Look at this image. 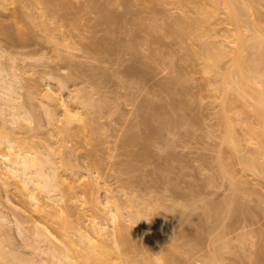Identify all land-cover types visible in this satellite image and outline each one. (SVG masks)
Masks as SVG:
<instances>
[{"label":"rangeland","instance_id":"374dc122","mask_svg":"<svg viewBox=\"0 0 264 264\" xmlns=\"http://www.w3.org/2000/svg\"><path fill=\"white\" fill-rule=\"evenodd\" d=\"M29 1L35 4L34 0ZM113 1L40 0V4L31 6L34 9L44 8L45 14L36 15L39 21H46L47 24L34 28L21 21L28 26H25L27 30L23 28L25 34L22 28L15 29L11 21V15L20 12L22 7L9 0L4 2L6 6L0 8V29L4 33L10 29L7 26L13 27L14 31H18L16 35L23 33L25 37L18 42L16 37L11 38L7 36L9 33L5 32V35L0 31V53L3 54L0 61L9 68L13 58L23 73L31 70L22 76L21 69L18 72L15 68L10 69L11 72L21 73L25 80L21 79L25 84L22 82L24 88H20L22 90L17 95L22 97H18L20 102H16L22 103L21 106L25 104L24 108L28 110L25 113L30 110L33 115L29 114L42 124V128L39 126L42 134L38 135L37 126L36 133L32 128L39 120L35 122L32 117L33 121L29 122L32 119L30 115L29 120L21 119L31 127L26 124L15 129L16 145L22 149L43 151L42 141L48 139L55 149L53 157L56 160L60 157L59 148L62 155L68 154L72 165L78 168L79 176L90 172L100 178L101 186L95 185L93 194L102 200L106 197V187L121 202L126 200L122 192L134 191L131 197L139 200L137 204L142 201L152 226L153 242L149 250L157 255L164 253L168 247L166 252L173 258L166 264H210L213 261L211 256H218L219 250V264H264V170L245 167L250 146L246 144L245 130L239 120L246 119L263 135V139L264 123L253 109L255 98L249 92L239 94L225 85V74L232 64L231 55L221 60L217 70L206 72L204 69L205 45L221 44L220 40L233 26L223 21L215 25L206 24L202 29L180 38L171 26L186 17L196 16L195 9L181 6L180 0ZM249 1L252 8H247L249 28L245 32L246 42L250 45L261 42L264 53V0H238V3L244 6ZM107 13L115 17L113 21ZM168 24L171 26H166ZM63 39L67 41L63 42L66 45H61ZM231 46L228 45V48ZM242 55L247 57L248 52L244 51ZM25 66L27 69H24ZM129 66H134L135 70L129 69ZM69 73L72 74L67 84L69 89L84 87L93 90L91 87L94 86L97 92L95 103L101 108L97 111L99 114L96 110L95 113L91 111V118L97 119L82 131L81 137L70 138L66 142L65 134L59 138L50 135L41 105L43 102L27 96L30 85L27 88L26 83L29 79L30 82L39 80L40 74H46L47 80L53 77L50 86L55 88L58 80H66ZM41 82L42 88L43 85L45 87L46 81ZM227 103L226 114L232 117L239 151L223 142L226 134L223 111ZM165 115L171 116L168 118L173 121L172 124L169 125ZM7 123L10 124L8 127L13 125ZM74 125L79 127L81 123L75 122ZM98 125L102 128L101 136L96 128ZM95 135L100 136L99 142L91 140ZM132 137V145L126 146L127 138ZM141 145L143 149L147 146L142 153L146 154L143 158L148 159L134 155L137 151L141 153ZM87 179L83 176L78 184ZM0 193L3 198L8 196V199L2 198L4 204L7 203L4 211L10 221L7 227L3 224L8 230L4 232L9 233L11 238L7 237L14 246L11 245L27 256L31 248L25 244L26 235H20L17 230L16 219L21 216L27 221V217L36 219L38 215L19 212V197L14 191L7 192L2 182ZM228 198L234 204H226L227 208L231 207L223 208L221 204L225 206ZM217 204L221 205L216 208H221L219 212L222 213L215 212H218L214 209ZM88 207L81 206L80 210H87ZM171 211L173 216L169 215ZM85 215V224H90L92 218L89 212ZM25 226L31 228L32 224L26 222ZM113 228L109 223L106 229L108 235L105 238L109 242L114 239L111 234ZM2 234L7 235L3 230ZM136 243L138 248L135 247L129 254L132 260L127 264H141L146 257L143 252H149L148 248L144 250L147 246L144 248L140 239ZM213 250H218L216 254L214 252L216 256Z\"/></svg>","mask_w":264,"mask_h":264},{"label":"bare ground","instance_id":"6f19581e","mask_svg":"<svg viewBox=\"0 0 264 264\" xmlns=\"http://www.w3.org/2000/svg\"><path fill=\"white\" fill-rule=\"evenodd\" d=\"M9 1L12 3H19L20 6L22 7L20 12L11 15L12 18L11 21L14 22L13 26L15 29L18 30L22 28L21 30L23 31L24 30L23 28H25V26L28 27L27 25L32 26L34 28L40 26L42 27L46 26L45 24H47V22L41 20L39 21L38 16L36 15V14L39 15L45 14L44 8L34 9V7L31 6L32 3L30 4L29 0H9ZM4 2L6 3V0H0V8L3 5L6 6ZM34 2H35V4L33 3L34 5L41 3L40 0H34ZM180 5L186 8L188 7L194 8L196 14L194 18L186 17L182 21L174 22L175 24L172 23L174 24V26L170 25L171 27H173V29H175L173 30L174 34L176 33L177 36H179L180 38L189 36L191 33L202 29L203 26L206 24L215 25L223 21L233 26V28L229 30V33L225 35L222 40H220L221 44L205 45L203 51V57L205 61L204 69L206 72L217 70L219 68V63L221 62V60L226 55H231L232 64L229 70L225 74V85L230 86L235 92L239 94H245L246 92H249L255 98L253 109L255 112H257L260 119L264 123V53L262 52L263 46L261 42H257L256 44L253 45L248 44V42H246L247 40L245 36L246 30L247 28H249V23H248L249 14L247 15V8H252L250 1L249 4L247 3L244 6H239L238 0H209L208 2H202L200 0H180ZM42 10L44 11V13ZM107 15L108 17L111 16L108 13ZM112 16H111V20L113 21V18L115 17L112 18ZM21 21L23 22L26 21L27 25ZM21 24H23L22 25L23 27H21ZM169 24L166 26H169ZM7 27L10 29L5 31L4 30L5 27H4L3 31L9 33V35H7L5 32L3 33L1 29L0 31L9 37L12 36L11 38L16 37L18 39V42L21 39L23 41V37H25L23 36L25 34L24 31H23L24 34L22 33V35L18 36V34L16 35V33H18L17 30H15L16 31L15 32L13 27L12 28L9 26ZM25 30L27 29L25 28ZM63 42H65L64 39L61 42L62 44L59 43L57 40V45L60 46V44L64 45L65 43H67V41L65 43ZM230 44H232V46L229 49L228 45ZM247 44L250 46H248ZM64 47L66 48V46ZM244 51L248 52L247 57L242 55V52ZM0 56H1L0 58L2 59L3 54L0 53ZM61 59H63V57ZM11 60L16 63L15 59L13 60L12 58ZM13 62L12 65H10L11 68L10 67L6 68L5 67L6 64L3 61H0V119H1L0 120V182H2L3 187H5L7 192L14 191L15 194L19 197L20 199V207L18 208L19 212L21 213L30 212L33 214L36 213L38 215V218L33 219L27 217L28 220L25 221L24 219H22L21 216H19L18 220L16 219V226L18 227L17 230L19 231L20 235H26L27 239L25 241L26 242L25 244L31 248L30 251L31 254L29 252L28 255L30 256L27 255L28 256L27 257L26 254L21 250L18 249L16 250L17 247L16 248L13 247L14 246L13 243L9 241V239L11 238L9 233L7 232L8 233L7 234L6 232H4V231H8L7 229L4 228L9 225L8 222L10 223V221L8 220L9 217L6 216L7 214L4 211V205L5 204L7 205V203L5 202L4 204V202L2 201L3 195L0 193L2 195V197L0 196V264H42V262H40L39 260L42 257L41 255L44 256V258L42 257L41 259L43 261V264L45 262H46L45 264H50V263L51 264H127L129 263L132 260L130 258L131 257L130 255L132 254L133 249L135 247L138 248L136 246L137 239H140V241L143 243L144 248L147 246L146 249H144L146 251L147 248L148 250L151 248L153 242L152 241L153 233H151L152 226L150 227L149 225L148 214H146L147 211L143 209L144 207L142 206L143 205L141 203L142 201L139 202L141 203V205L138 206L139 203L137 204L136 202H138L139 200H136L135 198L131 197V195L134 194V191H132L133 189L131 188L132 191L131 193H124V192H122L123 194L121 193L122 196L124 195V197L126 198V200L121 202L120 199H118L116 196L112 194V190L110 188H107L104 183L102 184L103 186L106 187L104 191L106 197H104V200H102L100 196L97 195L95 196L93 194V189L95 185L101 186L100 178L93 176V174L90 172L84 173L83 175L79 176V173L77 171L78 168L72 165V163L69 160V157L67 156L68 154L66 156L62 155V151L59 150V148H57V150L58 153L60 154V157L59 160H56L53 157L55 154L54 151L55 149H53L51 145L48 143V139H43L42 141V146L44 147L43 151L34 150L31 148L22 149L16 145L15 131L19 129L21 126H22L21 128L25 127L23 125H26L28 123L27 121L26 122L21 121V119L29 120L31 116L30 114L32 113H30L31 112L30 110L29 112L25 113V110L28 111L27 109L24 108L25 104L23 103L24 104L22 105L23 108H21L22 103L21 104L19 103L20 102L19 100L21 99L22 96L20 94L19 95L21 97L17 95L19 93L18 91H21L24 88L22 87L23 86L22 82L24 78L21 77V73H19L20 76L17 73L19 69H21L19 65L16 63L17 66L19 67L17 69L16 64ZM2 63L4 64L2 65ZM14 68L16 69V71L17 70L18 71L14 72L15 71L14 70L13 72H11V70H13ZM128 68L132 70L134 66L132 68L129 66ZM24 69H27V67L25 66ZM131 70H129V72ZM20 71H22V76H23L27 70L24 71V73L22 69ZM30 71L28 70L27 72ZM125 72L128 71L126 70ZM45 76H41L40 74L41 78H39V80L37 78V80L32 82H30L31 80L29 79L26 85L27 88L30 85L29 90L27 89V96L30 99L39 98L41 99L40 102H43V104L41 105L45 114L44 116H46V120H47L46 123L49 127L50 135L52 136L57 135V138H59L63 134H65L67 138H65L64 141L66 142H68L70 138L81 137V133H83L82 131L90 123H94L93 120L97 119V118L96 119L91 118V114H92L91 111L96 110L97 113V111L98 110L100 111L101 108V106H99L100 104L97 105L95 103V95L97 92L94 90V86L91 87L93 90H87L84 87L79 88L74 86L73 89H69V86L67 84L70 81V79H72V74L69 73V76L66 77V80H63L62 77H60L62 81H59L60 80L59 79L57 82V86L54 88L50 86L51 85L50 80L53 77L51 79L48 77L47 80ZM50 76H52V74H50ZM33 78L34 76L32 77V79ZM35 79H36V74H35ZM44 80L46 81V84L45 87L43 85L42 88L41 81ZM225 89L227 90V87ZM16 101H19L18 102L19 104ZM223 112H224V124L226 131V134L223 138V142L231 145L235 151H239V140L235 135L232 117L226 114L228 112V103L224 106ZM169 116L166 117L165 115V117L167 118V120L166 119L165 120L169 122L170 125V123L171 122L173 123V121L169 119L171 118V116L170 117ZM32 117L33 116H31V118ZM33 118L29 120V122H32ZM19 120L20 122H18ZM34 120L36 122L39 119L34 118ZM7 122L13 125H11V127H8L10 124H8ZM21 122L25 124H22ZM38 122L41 124L40 120ZM38 122L37 125L35 124L32 130L34 129L36 133V129H37L38 132L37 134L40 135L42 134L41 133L42 124L40 125ZM75 122H80L81 126L76 127L74 125ZM239 123L245 130L246 144L247 146H250V150H248V154L250 151L249 154L250 156H248L249 157L248 160L246 158L247 156L245 157L246 161L243 159V161H245V167L249 170H264V160H263L264 150H262L264 148L263 135L259 133L246 119H240ZM27 125L31 127L30 124ZM98 127L100 126L98 125L96 128L101 136L102 128L100 127L101 130H99ZM96 128L94 129L96 130ZM95 130H93V133L95 132ZM100 136L97 135L96 137H93V139L91 140L95 142H99ZM124 136H126V134H124ZM132 141H133V137L129 139L127 138L125 142L126 146L127 145L130 146L129 145L130 143L132 145ZM134 141H136V139ZM145 148H147V146L144 147V149ZM144 149L142 146V148L140 149L141 153L137 151L138 153L136 152L135 154L134 153L132 154H134L138 158H143V155H146L142 153V150ZM145 158L143 159L145 160ZM223 169L224 168L222 167L221 170ZM222 173L225 174L224 171ZM83 176L88 177V179L86 180V182L82 184L81 183L78 184V182L82 179ZM5 196L6 198L3 199H8V196L7 195ZM230 201L228 198V200H226L225 206L222 203L221 205H223V208L224 207L227 208L226 204L232 205L233 202L230 203ZM85 205H89L88 209L80 210V207ZM218 205L220 204L214 206L215 210L218 209V212L215 211L217 214L221 212V211L219 212V209L221 210V208H216L221 206ZM139 207H141L144 211L141 210V208ZM19 212L18 214H20ZM87 212H89L92 218L90 224H85L84 221L86 217L85 214ZM172 213L173 211H171L169 215L171 216ZM209 215L211 216L212 213H210ZM174 216H176V214ZM210 216L208 218H210ZM26 222H31L32 227L31 228L26 227L25 226ZM109 223H111L114 227L113 232L111 233L114 236L112 242H109L105 238V236L108 235L106 229ZM3 224H5L4 225L5 227H3ZM2 230L3 233L7 235L2 234ZM173 231L174 234H176L175 230ZM208 231L209 229L207 230V232ZM203 232L204 231H202V233ZM2 235H4V237H2ZM7 236H9L10 238ZM217 238L220 239L221 237L220 238L217 237ZM166 248L168 249V247ZM166 251L165 252L163 251L164 253L160 252L162 253L161 255L160 253L156 255L155 251H154L155 254H153L152 251L150 250L149 252L147 251L148 253L143 252L144 255L146 253L145 255L146 257L143 258V262L141 264L168 263L170 261V258L171 257L173 258V256L170 257L168 252ZM214 252L216 254L218 250L217 251L213 250V255L216 256ZM219 253H221L220 250L218 252V256ZM218 256H216L215 258L211 256V259L213 258V261H211L212 264H215L217 262L219 264L221 257H219L220 260H218L219 259ZM173 262H175V260ZM211 262L209 263L211 264Z\"/></svg>","mask_w":264,"mask_h":264}]
</instances>
